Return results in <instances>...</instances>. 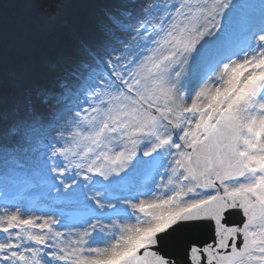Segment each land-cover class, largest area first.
<instances>
[{"label":"snow or ice","instance_id":"snow-or-ice-1","mask_svg":"<svg viewBox=\"0 0 264 264\" xmlns=\"http://www.w3.org/2000/svg\"><path fill=\"white\" fill-rule=\"evenodd\" d=\"M94 4L0 18V264H264V0Z\"/></svg>","mask_w":264,"mask_h":264},{"label":"trees","instance_id":"trees-1","mask_svg":"<svg viewBox=\"0 0 264 264\" xmlns=\"http://www.w3.org/2000/svg\"><path fill=\"white\" fill-rule=\"evenodd\" d=\"M27 3L28 0H0V18L10 28L28 22L32 10ZM49 3L60 9L59 15L52 18L53 22L40 29L50 41L62 39L69 27L90 18L97 11L94 0H49ZM45 11L51 12V8Z\"/></svg>","mask_w":264,"mask_h":264}]
</instances>
